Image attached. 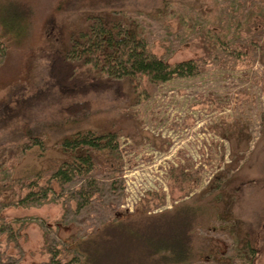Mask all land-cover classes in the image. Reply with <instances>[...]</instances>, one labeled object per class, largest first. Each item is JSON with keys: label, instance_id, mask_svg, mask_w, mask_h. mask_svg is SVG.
<instances>
[{"label": "rangeland", "instance_id": "obj_1", "mask_svg": "<svg viewBox=\"0 0 264 264\" xmlns=\"http://www.w3.org/2000/svg\"><path fill=\"white\" fill-rule=\"evenodd\" d=\"M55 1L0 0V48L6 50L0 55V95L22 70L24 50L43 44L40 23ZM260 2L220 1L241 19L249 8L257 10L248 29L229 35L247 50L244 65L232 54L204 49L196 32L185 33L182 19L200 6L198 0L128 3L130 25L153 53L171 63L198 58L200 70L158 84L147 101L127 103L123 113L92 118L90 127L116 133L118 148L99 154L86 178L63 184L52 178L68 156L57 136L19 151L14 167L0 156V220L15 232L11 241L1 236L6 254L0 264H264ZM218 8L216 3L219 17ZM229 16L225 23L231 26L235 17ZM239 185L240 193L232 195ZM177 233L183 260H174L169 249L152 253L146 243L159 236L167 244V234ZM10 252L16 257H6Z\"/></svg>", "mask_w": 264, "mask_h": 264}, {"label": "trees", "instance_id": "obj_2", "mask_svg": "<svg viewBox=\"0 0 264 264\" xmlns=\"http://www.w3.org/2000/svg\"><path fill=\"white\" fill-rule=\"evenodd\" d=\"M130 1L56 0L44 15L38 34L43 44L24 50L22 70L0 95V156L12 160L11 167L19 151L57 136L68 156L56 167L52 178L61 184L77 177L86 178L94 170L99 154L113 153L118 148L113 137L116 133L90 127L92 118L117 111L123 113L125 104L147 101L158 84L199 72L202 62L198 58L171 63L151 51L145 37L131 27L125 15L124 8ZM198 1L200 6H191L182 19L185 33L190 36L196 32L204 49L227 52L235 62L244 65L247 50L235 44L229 35H239L244 25L248 29L257 10L249 8L241 19L232 6L225 8L227 4H221V0ZM216 3H219V17L214 14ZM260 3L259 19L264 24V0ZM165 7L167 14L168 4ZM198 10L202 22L196 19ZM108 11L116 13L115 16L105 15ZM228 11L235 17L231 26V22L225 23ZM175 16L179 18L178 13ZM5 52L0 48L1 56ZM41 67L45 72L39 71ZM240 190L241 185L236 186L232 195ZM28 195H20L18 201ZM151 204L147 200V205ZM6 227L9 226L0 220V241L3 235L8 241L11 234L15 235L13 228L6 230ZM182 227L178 228L179 233ZM162 241L159 236L146 239L147 244L152 243V253L169 249L175 251L174 260L185 259V247L178 233L172 237L167 234V244ZM3 254L6 251L0 248V258ZM6 257L16 255L7 253Z\"/></svg>", "mask_w": 264, "mask_h": 264}]
</instances>
